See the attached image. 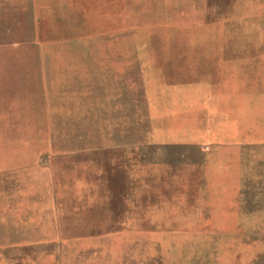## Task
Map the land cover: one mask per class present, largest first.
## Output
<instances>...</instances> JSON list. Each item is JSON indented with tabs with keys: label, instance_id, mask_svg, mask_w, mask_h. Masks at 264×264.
Instances as JSON below:
<instances>
[{
	"label": "rangeland",
	"instance_id": "rangeland-1",
	"mask_svg": "<svg viewBox=\"0 0 264 264\" xmlns=\"http://www.w3.org/2000/svg\"><path fill=\"white\" fill-rule=\"evenodd\" d=\"M181 46L251 50L207 149L83 114L104 63ZM0 85V264H264V0H0Z\"/></svg>",
	"mask_w": 264,
	"mask_h": 264
},
{
	"label": "crops",
	"instance_id": "crops-1",
	"mask_svg": "<svg viewBox=\"0 0 264 264\" xmlns=\"http://www.w3.org/2000/svg\"><path fill=\"white\" fill-rule=\"evenodd\" d=\"M167 49L150 47L140 53L135 49L129 54L146 56L134 57L122 70L106 63L103 70L100 65L97 87L86 86L82 92L83 114H145L143 136L150 145L207 149L213 143L209 140L211 128L225 132L229 123L224 113L216 114L212 103L224 107V103L243 102L238 98L242 90L233 85L235 75L225 70L251 50L181 46L176 52H164ZM103 51V55L118 54ZM3 103L1 95L0 114H9Z\"/></svg>",
	"mask_w": 264,
	"mask_h": 264
}]
</instances>
